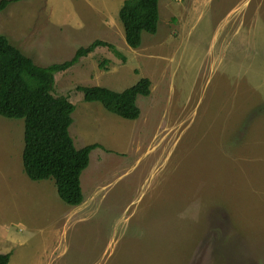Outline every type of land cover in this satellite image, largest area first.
Returning a JSON list of instances; mask_svg holds the SVG:
<instances>
[{"label":"rangeland","instance_id":"obj_1","mask_svg":"<svg viewBox=\"0 0 264 264\" xmlns=\"http://www.w3.org/2000/svg\"><path fill=\"white\" fill-rule=\"evenodd\" d=\"M123 2L0 11V34L40 66L97 39L120 53L96 47L55 74V95L75 106V146H103L80 176L81 205L27 176L24 119L0 115V253L13 249L9 264H264V0H159L157 32L137 48ZM143 77L151 92L135 120L77 90L123 91Z\"/></svg>","mask_w":264,"mask_h":264},{"label":"trees","instance_id":"obj_2","mask_svg":"<svg viewBox=\"0 0 264 264\" xmlns=\"http://www.w3.org/2000/svg\"><path fill=\"white\" fill-rule=\"evenodd\" d=\"M13 1L17 0H1L0 11ZM119 18L126 42L137 48L144 32H157L159 0H124ZM100 46L120 54L112 43L97 39L78 48L71 59L40 66L6 35L0 34V115L24 119L25 173L34 181L53 179L59 197L71 206L83 203L80 176L89 165L91 151L102 145L75 146L69 131L75 106L67 96L55 95V74L75 65ZM150 87V79L143 77L123 91L99 85H79L77 90L83 92L85 101L100 102L106 110L135 120L141 113L137 98L148 96ZM10 258V252L0 253V264H9Z\"/></svg>","mask_w":264,"mask_h":264},{"label":"crops","instance_id":"obj_3","mask_svg":"<svg viewBox=\"0 0 264 264\" xmlns=\"http://www.w3.org/2000/svg\"><path fill=\"white\" fill-rule=\"evenodd\" d=\"M47 180V179H46ZM55 183V182H54ZM81 205V204H80ZM79 206V205H78ZM8 232H6V234H5V236H6V238H5V240L4 241H6V240H8L7 238H9L10 240L8 241V243H11V240L13 239V235H10V236H8ZM12 234V233H11ZM1 250H3V251H7V252H10L11 253V257H12V251H13V249L12 248H10L9 250H5V249H1Z\"/></svg>","mask_w":264,"mask_h":264}]
</instances>
